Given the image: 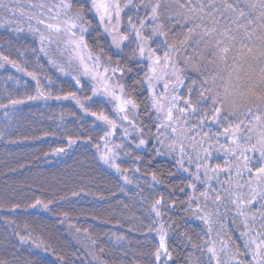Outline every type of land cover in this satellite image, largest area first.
<instances>
[{"label":"trees","instance_id":"obj_1","mask_svg":"<svg viewBox=\"0 0 264 264\" xmlns=\"http://www.w3.org/2000/svg\"><path fill=\"white\" fill-rule=\"evenodd\" d=\"M80 2L73 0V11ZM88 18V47L105 60L111 57L114 67L119 63L133 69L116 78L126 95L140 104L137 123L143 122L144 138L149 139L147 129L155 131V115H149L145 107L149 93L136 84L143 72L132 57L135 45L118 53L98 20L91 14ZM173 39L169 34V40ZM40 49L36 32L0 25V264H153L159 222L151 209L160 196L164 197L161 219L175 264L207 259L206 253L201 255L188 245L185 234L194 243L216 240L233 249L242 247L243 228L239 217H233L234 206L228 199L219 204L211 198L206 205L190 203L188 174L178 168L176 155L153 154V148L159 147L154 139H149L147 147L136 148L135 136L125 137L118 126L115 136L108 138V148L126 146L117 149L115 160L122 171L104 163L103 137L109 126L92 113L115 119L113 107L92 96L91 86L79 88L60 74ZM5 56L18 67L3 61ZM37 79L45 93H51L49 98L27 99L36 95ZM69 93H75L88 110L63 98ZM11 99L21 103L12 105ZM152 172L157 173L155 181ZM212 184L216 187V181ZM203 187L197 184L198 192ZM37 200L49 207L36 205ZM198 203L202 212L196 211ZM201 214L213 221L211 233ZM22 236L27 237L23 242Z\"/></svg>","mask_w":264,"mask_h":264},{"label":"snow or ice","instance_id":"obj_2","mask_svg":"<svg viewBox=\"0 0 264 264\" xmlns=\"http://www.w3.org/2000/svg\"><path fill=\"white\" fill-rule=\"evenodd\" d=\"M45 7L31 0L26 7L15 0H0V9L9 15L35 20L57 37H66L63 43L71 46L84 74L94 82L92 96L102 94L116 101L118 119L138 134V142L137 137L132 138L136 148L147 147L149 139H154L159 145L153 148L155 156L176 154L178 168L190 178L186 185L191 191L190 203L202 201L206 205L211 198L219 204L228 199L241 218L242 247L235 245L233 249L220 241L222 247L218 249L216 240L194 243L185 234L183 239L188 245L201 255L207 254L205 261L196 257L190 259V264H264V0H81L75 11L73 0H61L55 5V15L50 17L56 23L39 18L44 15L39 10ZM89 14L111 36L117 49L135 45L132 57L143 72L136 84L149 93L145 107L149 115H155V131L147 129L149 139L144 138L143 122L137 123L140 104L126 95L119 80L113 79L117 75L123 78L133 69L119 63L107 66L102 54L93 55L85 40L91 26ZM5 22L11 25L13 21ZM30 30L39 33L41 51L45 40L52 43V38L45 37L39 28ZM169 34L173 40H169ZM2 59L18 67L8 57ZM86 60L92 62L91 66ZM28 75L36 79L33 73ZM76 83L80 84L79 78ZM36 84V95L27 99L51 96L40 87L38 79ZM63 98H71L88 110L75 93ZM10 103L16 105L21 101L11 99ZM92 115L109 126L103 137L105 152L101 159L121 172L120 165L115 163L117 149L124 150L126 146L121 143L108 148V138L114 137L118 129L117 120L102 113ZM123 131L125 137L131 136L128 127ZM219 153L225 157L222 163L216 162ZM135 171L139 172V167ZM151 175L155 181L157 173ZM124 179L131 183L127 176ZM212 181H216L220 191ZM197 184L203 185V190L198 192ZM36 205L49 207L40 200ZM163 205L164 197L160 196L151 209L159 222L153 264H175L161 219ZM196 211L202 212L199 203ZM199 218L211 233L210 216L201 214ZM257 222L259 229L252 226ZM148 231L153 229L149 227ZM20 239L23 242L27 237ZM188 255L192 257V253ZM222 255L228 260H222Z\"/></svg>","mask_w":264,"mask_h":264},{"label":"rangeland","instance_id":"obj_3","mask_svg":"<svg viewBox=\"0 0 264 264\" xmlns=\"http://www.w3.org/2000/svg\"><path fill=\"white\" fill-rule=\"evenodd\" d=\"M4 2L8 3L9 0H4ZM60 2H61V0H31V3L46 5V7L44 9L39 10V11H43V13H44V15L40 16L39 18L46 20V22H48V23H56V21L52 20L50 17L55 15V12L57 10L55 8V5L60 4ZM15 3H18V4L26 7L29 3V0H15ZM48 8H52V11L49 12ZM6 20H12L13 21L12 24L9 25L12 28L29 30V31H32L30 29L39 28L40 33H43L45 35V37H51L52 43L49 44L48 41L45 40V42L43 44V48H44V52L46 53V56L48 57L49 63L52 65V67H54L64 77L72 79L79 88H82L83 85H89V86L93 87L94 82L92 81V79L89 76L84 74L83 67L80 65L79 60L74 58L75 54L72 52L71 46L66 47L65 44L63 43V41L66 40L65 36L57 37L55 33H50L47 29H45L44 25H38L35 20L29 21V20H27L26 17H24V18L13 17V16L9 15L5 10L0 9V25H2V26L8 25L5 22ZM102 30H103V28H102ZM103 33L111 41V36H109L104 31H103ZM37 34H39V33H37ZM158 39H162V38H158ZM114 48L118 53L121 52V49H117L115 46H114ZM92 53H93V55H99L93 51H92ZM85 55H86V53H85ZM52 61H54V63ZM104 61H105L107 66L114 67L112 65V63H110L108 60L104 59ZM86 63H88L89 66H91V64H92L91 61H87V60H86ZM60 68H63L65 71L61 72ZM77 78H79V80H80L79 85L76 83ZM113 79L118 80L116 77H114ZM94 97L99 99V100H103V101L108 102L113 107L115 119L117 120L118 126H120L122 130L125 127H128L129 132L131 133V136H135V137L138 136V134L129 125H127L126 122H121L118 119L119 114L116 112V101L111 100L109 97L104 96L102 94H99V95L94 96ZM169 155H173V154H169ZM174 155H176V154H174ZM216 155H217L216 162L222 163L223 159H225V157H223V154L219 153ZM223 179H224L223 174H221V180H223ZM235 179L236 178L234 176L233 185L235 184ZM241 191H245V190H241ZM233 217H234V219L236 217H238L236 215L235 209L233 210ZM239 219L241 221L240 217H239ZM252 226L254 228L259 229V223L258 222ZM220 247H222V245L217 244V248L219 249ZM222 260L227 261L228 257L222 255Z\"/></svg>","mask_w":264,"mask_h":264}]
</instances>
